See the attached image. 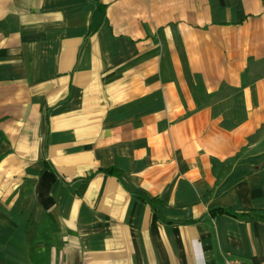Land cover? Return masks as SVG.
I'll list each match as a JSON object with an SVG mask.
<instances>
[{
  "label": "crops",
  "instance_id": "crops-1",
  "mask_svg": "<svg viewBox=\"0 0 264 264\" xmlns=\"http://www.w3.org/2000/svg\"><path fill=\"white\" fill-rule=\"evenodd\" d=\"M257 211L264 0H0V264H264Z\"/></svg>",
  "mask_w": 264,
  "mask_h": 264
},
{
  "label": "built area",
  "instance_id": "built-area-1",
  "mask_svg": "<svg viewBox=\"0 0 264 264\" xmlns=\"http://www.w3.org/2000/svg\"><path fill=\"white\" fill-rule=\"evenodd\" d=\"M226 264H244V263L238 259H235V260H227Z\"/></svg>",
  "mask_w": 264,
  "mask_h": 264
},
{
  "label": "water",
  "instance_id": "water-1",
  "mask_svg": "<svg viewBox=\"0 0 264 264\" xmlns=\"http://www.w3.org/2000/svg\"><path fill=\"white\" fill-rule=\"evenodd\" d=\"M260 133L259 132H257L255 135H253L252 137H250V140H252V141H254L255 140V138H257L258 137V135H259Z\"/></svg>",
  "mask_w": 264,
  "mask_h": 264
},
{
  "label": "trees",
  "instance_id": "trees-1",
  "mask_svg": "<svg viewBox=\"0 0 264 264\" xmlns=\"http://www.w3.org/2000/svg\"><path fill=\"white\" fill-rule=\"evenodd\" d=\"M256 214H258L259 217L264 218V212H262V211H257Z\"/></svg>",
  "mask_w": 264,
  "mask_h": 264
}]
</instances>
